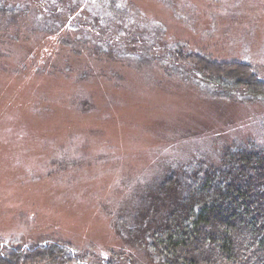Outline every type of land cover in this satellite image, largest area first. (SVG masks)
I'll return each instance as SVG.
<instances>
[{
  "label": "rangeland",
  "instance_id": "rangeland-1",
  "mask_svg": "<svg viewBox=\"0 0 264 264\" xmlns=\"http://www.w3.org/2000/svg\"><path fill=\"white\" fill-rule=\"evenodd\" d=\"M37 1L58 10L43 18L47 30L56 19L51 32L70 4L104 29L140 13L157 50L132 60L138 69L113 60L108 79L88 67H62L61 78L25 69L15 78L20 60L0 54V254L15 256L13 264H159L128 236L147 224L156 176L196 158L217 160L228 144L257 137L264 118L263 98L222 92L195 66L188 73L174 51L242 62L264 77V0ZM32 4L17 8L33 16ZM20 11L6 8L28 35ZM64 28L83 37L76 24Z\"/></svg>",
  "mask_w": 264,
  "mask_h": 264
},
{
  "label": "trees",
  "instance_id": "trees-1",
  "mask_svg": "<svg viewBox=\"0 0 264 264\" xmlns=\"http://www.w3.org/2000/svg\"><path fill=\"white\" fill-rule=\"evenodd\" d=\"M21 3L22 0H0V54L4 59L10 60L16 55L20 60L13 63L17 65L13 72L15 78L19 70L25 69H51V76L61 78L64 77L59 74L62 67L72 71L88 67L98 78L108 79L105 72L113 60L119 61L120 57L130 64L129 68L138 69L131 67L132 60L157 50L148 42L144 24L149 22L142 21L140 13L127 11V18L119 24V29H104L92 23L90 17L77 14L88 13L83 7L78 11L72 4L68 10L64 6L63 27L67 22L78 25L83 34L81 38L74 30L64 28L61 32L63 27L51 32L55 18L47 19L52 25L45 29L48 24L43 18H48L53 10L58 11L56 8L33 0V16H30L17 8ZM127 3L135 10L133 4ZM7 7L25 16L28 35L21 36L6 13ZM25 7L30 9L27 4ZM128 19L133 26L125 30L124 22ZM158 31H164V26ZM161 46L166 49L168 42ZM19 47L23 49L22 54ZM181 47L174 53L189 60H185L188 73L189 66L193 65L200 74L209 75L205 78L217 84L222 92L228 91V95L235 91L264 99V77L255 67L242 62H219L195 52L185 53ZM77 54L85 55L84 59H78ZM102 105L106 106L105 101ZM192 161L168 169L166 175L156 176L161 181L149 192L146 201L149 212L143 213L147 224L141 221L136 232H129V239L159 264H264V118L257 137L228 144L217 160L196 158ZM100 178L102 183L108 179L107 176ZM14 257L5 260L2 251L0 264H13Z\"/></svg>",
  "mask_w": 264,
  "mask_h": 264
}]
</instances>
